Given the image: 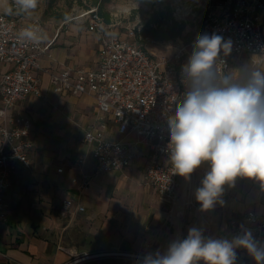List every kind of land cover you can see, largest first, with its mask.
<instances>
[{"label":"crops","instance_id":"crops-1","mask_svg":"<svg viewBox=\"0 0 264 264\" xmlns=\"http://www.w3.org/2000/svg\"><path fill=\"white\" fill-rule=\"evenodd\" d=\"M61 21L57 28L46 27V38L53 41L33 71L46 97L31 95L19 104L32 116L35 146L32 166L18 167L5 190L9 208L8 220L0 222V264H144L147 256L163 255L171 243L186 238L191 228L217 239L241 212L264 211V186L247 177L224 185L223 203L202 210L195 193L208 162L188 178L179 175V194L194 197L195 204L172 217L155 187L142 177L140 161L120 170L97 171L84 138L87 129L99 128L94 97L54 92L48 71L94 66L100 37L76 19ZM247 63L243 55L232 59L233 81ZM256 70L264 72V59ZM110 135H116L115 127ZM127 138L136 139V134L130 132ZM85 152L89 154L78 167L77 156ZM73 177H88L87 187L81 188ZM64 198L73 201L67 212L61 211ZM77 204L84 210L76 209ZM236 255V264H255L243 248Z\"/></svg>","mask_w":264,"mask_h":264},{"label":"built area","instance_id":"built-area-1","mask_svg":"<svg viewBox=\"0 0 264 264\" xmlns=\"http://www.w3.org/2000/svg\"><path fill=\"white\" fill-rule=\"evenodd\" d=\"M216 7L192 37L164 41L139 34L140 24L122 34L106 22L97 4L83 8L68 20L85 23L99 35L95 65L48 71L54 92L94 97L99 128L87 129L84 138L91 146L97 171L120 170L140 161L142 177L155 187L171 217L195 204L194 197L179 194V175L172 168L169 147V119L190 90L182 68L193 52L194 41L201 34H217L231 42L230 50L221 48L216 58L217 82L230 75L236 56L247 57L246 73L264 59V5L256 0H216ZM25 31L34 32L38 39L23 37ZM46 31L44 21L39 16L30 17L16 0L9 11L0 12V222L8 220L5 190L12 185L15 170L29 168L33 162V119L19 104L31 95L46 97L33 72L53 41L46 38ZM154 46L166 52L158 53ZM112 127L116 135H110ZM130 132L136 139L127 138ZM88 154L77 156L78 167ZM73 181L81 188L89 182L88 177L81 181L73 177ZM72 205L71 198H64L61 211H69ZM76 209L84 210V206L77 204ZM244 230L264 242V211L249 208L241 212L216 238L231 240Z\"/></svg>","mask_w":264,"mask_h":264},{"label":"clouds","instance_id":"clouds-1","mask_svg":"<svg viewBox=\"0 0 264 264\" xmlns=\"http://www.w3.org/2000/svg\"><path fill=\"white\" fill-rule=\"evenodd\" d=\"M16 3L27 11L35 9L38 0ZM22 36L38 39L32 31ZM221 48L230 50L231 42L220 35L196 38L182 68L190 90L169 119L174 173L188 178L202 162L209 164L195 193L202 210L222 204L224 185L231 186L237 177L255 179L264 186V72L252 71L245 83L234 82L231 75L217 82L214 64ZM237 248L245 249L255 264H264V242L257 241L251 231L228 240L205 238L197 228L171 243L165 254L147 256L144 264H236Z\"/></svg>","mask_w":264,"mask_h":264},{"label":"rangeland","instance_id":"rangeland-1","mask_svg":"<svg viewBox=\"0 0 264 264\" xmlns=\"http://www.w3.org/2000/svg\"><path fill=\"white\" fill-rule=\"evenodd\" d=\"M15 0H0V12L9 11L12 2ZM93 0H38L35 9L27 10L30 16H39L47 28H57L62 19H56L54 13H66L67 18L74 16L80 10L96 4ZM264 3V0H260ZM261 3V4H262ZM168 8L172 11L173 17L185 20L186 28L181 38L192 37L200 28L201 23L210 11L217 10L216 0H110L103 4L102 12L108 13L112 28L122 34L137 24L143 25L151 16L154 10ZM65 23V22H64ZM158 53L166 52L160 47L154 46ZM257 67L254 69L256 70ZM252 70V71H254ZM252 71L240 75L241 83ZM54 94V93H53Z\"/></svg>","mask_w":264,"mask_h":264},{"label":"trees","instance_id":"trees-1","mask_svg":"<svg viewBox=\"0 0 264 264\" xmlns=\"http://www.w3.org/2000/svg\"><path fill=\"white\" fill-rule=\"evenodd\" d=\"M110 0H93L92 3L97 4L99 12L102 14L106 22H110L108 13L105 15L102 12L103 4ZM54 17L56 19H65L67 14L55 12ZM186 28V22L182 19L173 17L172 11L168 8H162L154 10L149 19L137 29L138 33L143 36H150L156 40L164 41L169 39H175L183 36V32Z\"/></svg>","mask_w":264,"mask_h":264}]
</instances>
